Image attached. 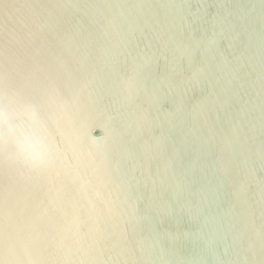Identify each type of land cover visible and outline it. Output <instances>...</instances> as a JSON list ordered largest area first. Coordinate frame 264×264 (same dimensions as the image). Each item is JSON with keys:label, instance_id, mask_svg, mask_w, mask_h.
Segmentation results:
<instances>
[{"label": "water", "instance_id": "1", "mask_svg": "<svg viewBox=\"0 0 264 264\" xmlns=\"http://www.w3.org/2000/svg\"><path fill=\"white\" fill-rule=\"evenodd\" d=\"M0 264H264V0H0Z\"/></svg>", "mask_w": 264, "mask_h": 264}, {"label": "clouds", "instance_id": "2", "mask_svg": "<svg viewBox=\"0 0 264 264\" xmlns=\"http://www.w3.org/2000/svg\"><path fill=\"white\" fill-rule=\"evenodd\" d=\"M3 122L5 126L6 135L14 137L15 127L13 124V117L7 109H5L4 114H3ZM17 142L19 143V141Z\"/></svg>", "mask_w": 264, "mask_h": 264}]
</instances>
